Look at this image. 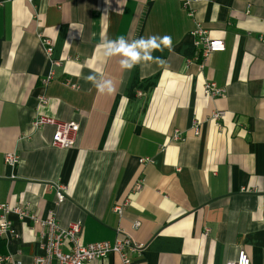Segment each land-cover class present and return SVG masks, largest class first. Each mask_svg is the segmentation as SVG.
<instances>
[{"label":"crops","instance_id":"crops-1","mask_svg":"<svg viewBox=\"0 0 264 264\" xmlns=\"http://www.w3.org/2000/svg\"><path fill=\"white\" fill-rule=\"evenodd\" d=\"M183 2L0 0V203L40 218L55 208L60 225L82 222L84 243L126 235L141 246L132 264H224L238 248L264 264V0H194L193 16ZM196 23L225 49L198 58ZM154 35L171 47L140 51L149 62L131 70L120 67L123 53L100 46ZM107 80L110 94L98 90ZM206 81L224 94L205 95ZM216 109L220 127L209 119ZM37 115L78 122L75 146L53 147L52 126L32 127ZM8 219L16 237L0 235V255L31 264L42 228Z\"/></svg>","mask_w":264,"mask_h":264},{"label":"built area","instance_id":"built-area-1","mask_svg":"<svg viewBox=\"0 0 264 264\" xmlns=\"http://www.w3.org/2000/svg\"><path fill=\"white\" fill-rule=\"evenodd\" d=\"M191 1L184 0L183 7L187 14L193 16ZM193 43L201 56L206 58L208 54L216 51H223L225 44L223 39L211 38L206 29L196 23L191 31ZM42 43L45 46V52L50 59L52 54V42L49 38H43ZM53 64H59L58 61ZM53 77L52 70L43 80V84H47ZM224 88L219 87L214 81H206L203 85V92L209 97H220L224 94ZM47 97L41 95L38 98L40 104L47 103ZM225 112L221 109L212 111L209 116L211 122L217 127H220V121L224 118ZM32 127L40 129L44 126H52L53 134L51 144L53 147L67 149L75 146L76 138L80 129L79 123L75 120L64 121L55 117L46 115H37L32 123ZM199 125H193L194 135L199 134ZM172 140H179L180 135L178 130H175L171 136ZM18 160L17 155L7 153L4 161L7 165L13 166ZM149 159H140V162L148 161ZM137 184L136 187H140ZM56 193L55 206H58L64 200V188L58 187ZM28 205H18L12 207L9 203H0V235L15 236L11 221L8 219L10 213H15L20 219L29 218L34 223L38 224L42 230L40 232V247L41 255L33 257L31 264H85L96 259H103L111 254L118 255L121 264H132V255L139 252L141 246L134 243L130 237L120 234L113 241L102 240L84 243L81 240L82 222L80 220L70 221L65 226L60 225L56 220V209H51L48 216L45 218L37 217L28 210ZM115 210L118 214L122 213V206H116ZM135 223L134 226H137ZM209 230L205 229V233ZM236 257L228 259L224 264H251V260L243 248H238ZM0 264H23L21 260L14 258L12 255H0Z\"/></svg>","mask_w":264,"mask_h":264},{"label":"clouds","instance_id":"clouds-1","mask_svg":"<svg viewBox=\"0 0 264 264\" xmlns=\"http://www.w3.org/2000/svg\"><path fill=\"white\" fill-rule=\"evenodd\" d=\"M105 55H110L113 52L123 53L124 59L120 61V67L124 70H131L138 64H144L149 62L140 56V51L142 50H163V47H171V37L170 36H150L148 38L140 37L135 40H129L125 36H119L115 39H102L101 44ZM150 54V53H149ZM163 63L159 58H153L152 61ZM97 75H89L85 77L87 81L95 83ZM106 89H98L101 93H112L115 91L113 82L107 80Z\"/></svg>","mask_w":264,"mask_h":264}]
</instances>
